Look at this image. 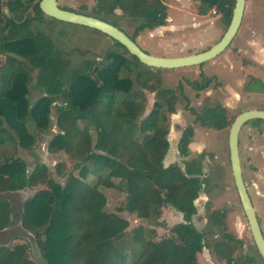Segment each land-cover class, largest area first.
<instances>
[{"label":"trees","instance_id":"trees-1","mask_svg":"<svg viewBox=\"0 0 264 264\" xmlns=\"http://www.w3.org/2000/svg\"><path fill=\"white\" fill-rule=\"evenodd\" d=\"M2 1L7 15L0 9V145L11 143L30 150L34 133H46L50 107L59 102L55 106L57 132L49 139L47 152L68 157L77 170L76 175L68 173L63 183H57L44 163L37 162L29 170L19 158L0 156V196L36 190L22 202L19 223L24 232L33 233L44 263L197 264L196 255L206 244L190 218L196 214L193 202L209 184L201 178L199 160L204 155L184 161L182 170L175 164L164 166L169 150L164 113H175L181 86L176 92L156 83L150 88L154 93L151 109L139 119L147 101V83L153 79L151 68L138 63L110 38L112 45L99 61L81 59L69 67L67 54L40 29L47 21L61 23L40 13V0H0V6ZM232 7L233 0H201L197 13L212 10L227 27ZM28 10L31 17L25 16ZM115 10L135 23L132 35L117 26ZM85 15L118 28L131 41L139 32L164 26L166 20L162 0H95ZM209 81H193L190 86L200 92ZM30 86L40 93L34 101L29 98ZM243 90L262 93L263 86L251 78ZM188 112L200 128L223 130L231 124L226 108L217 103L199 111L188 108ZM192 135L191 127L182 130L176 143L180 157L188 156ZM62 167L61 161L55 174L61 176ZM88 175L96 181L88 183ZM99 187L124 195L117 212L106 211V198ZM165 208L181 214L184 221L174 225L169 236L155 239L153 229L141 226L127 233L128 221L120 213L155 225ZM12 215L11 202L0 197V232L13 223ZM208 219L209 226L217 224V218ZM27 251V244L3 245L0 264H35Z\"/></svg>","mask_w":264,"mask_h":264},{"label":"rangeland","instance_id":"rangeland-1","mask_svg":"<svg viewBox=\"0 0 264 264\" xmlns=\"http://www.w3.org/2000/svg\"><path fill=\"white\" fill-rule=\"evenodd\" d=\"M166 6L165 15L168 16L164 27L153 30L157 38H150L151 43L145 38L147 31L138 33L136 41L138 47L145 53L156 57H182L207 50L219 41L225 31V25L217 13L207 11L204 15H197L200 7L199 1L191 0H162ZM1 2L0 9L5 15L7 10ZM95 0H57L60 8L71 9L74 12L89 14L94 6ZM117 15V26L128 36L134 33L136 25L119 10L114 11ZM32 16L30 10L25 14ZM47 21V20H46ZM3 25V15H0V26ZM40 29L48 34L55 45L68 56L69 67L75 66L81 59L100 60L112 42L106 36L86 28L69 25L65 23L42 24ZM141 38V39H139ZM158 39L159 42H155ZM135 40V39H134ZM231 52L232 58L225 57ZM3 58H0V63ZM145 67V66H144ZM140 69H145V68ZM241 68V69H240ZM152 78L147 83V101L144 113L139 119H143L150 111L153 102V92L156 83L161 88L178 91L181 86V94L175 104V113L166 115L167 127L166 139L169 150L164 158V166L177 165L183 169V162L198 158L202 153L204 157L199 160L201 165V178L209 181L207 189L199 193L194 201L196 214L191 219L192 226L199 232H204V242L209 246L196 255L197 264H224V260L231 257L240 264L246 255L254 257L255 264H264L258 256L252 243L247 223L240 208L238 198L233 186L227 151V131L209 130L200 128L193 123V115L188 108L195 111L204 105L220 104L226 108L227 119L231 121L241 112L248 110L264 111V0H245L244 12L240 27L230 45L223 54L207 61L199 66L186 67L175 70L152 69ZM252 79L262 83L263 93H245L243 85ZM209 79L206 89L196 92L190 83H199ZM242 83L238 86L236 83ZM32 85V84H31ZM157 86V85H156ZM29 87V98L36 100L40 93ZM153 93V94H152ZM185 97L187 100H184ZM187 101V102H186ZM187 103V109L186 107ZM50 107L49 127L45 134L34 133L35 144L30 150L24 151L15 148L11 143L0 145V156L2 158L16 157L23 160L28 169H32L37 162L44 163L49 170L50 176L57 183H63L68 173L75 174L77 170L72 169L73 161L62 154H50L47 152V144L51 136L57 132L55 128V106ZM80 128L82 122L77 123ZM191 127L193 135L188 144V156L183 158L176 152V143L183 129ZM91 139H94V131L89 126ZM238 155L241 173L247 194L250 198L255 215L264 238V123L250 121L241 127L238 135ZM1 161V160H0ZM62 161L61 176L55 174L56 165ZM88 183H94L93 175L87 176ZM42 187L36 188L37 190ZM106 198L105 209L108 212H117L116 209L122 203L124 195L113 190L99 187ZM36 190L27 189L21 193L4 194L1 198H7L13 209V223L0 232V245L11 246L27 244L29 258L35 264H45L36 250L33 233L24 232L19 223V213L22 202L34 194ZM130 211V209H129ZM223 212L220 224L213 225L209 229L210 217L216 218V212ZM128 221L127 233L137 226L148 227L154 230L155 239L170 235V229L182 222H177L178 214L170 208H165L158 220V224L129 217L120 213ZM210 233H214L213 235ZM229 235L238 243L228 244L229 248L214 246L221 240V235ZM215 237V239L212 238ZM245 255V256H244Z\"/></svg>","mask_w":264,"mask_h":264},{"label":"water","instance_id":"water-1","mask_svg":"<svg viewBox=\"0 0 264 264\" xmlns=\"http://www.w3.org/2000/svg\"><path fill=\"white\" fill-rule=\"evenodd\" d=\"M244 5L245 0H233V7L228 25L218 42L205 51L182 57H156L147 54L118 28L95 17L62 9L57 5V0H40L38 2V9L40 13L47 18L53 19L57 22L93 30L110 38L122 46L128 55L134 57L138 63L147 68L175 70L199 66L221 54L229 46L240 27L244 12ZM254 120L264 122V111L248 110L239 113L232 120L228 128L226 142L229 169L238 202L247 223L255 250L264 262V238L262 236L254 208L246 191L238 155V135L241 127L247 122Z\"/></svg>","mask_w":264,"mask_h":264},{"label":"flooded vegetation","instance_id":"flooded-vegetation-1","mask_svg":"<svg viewBox=\"0 0 264 264\" xmlns=\"http://www.w3.org/2000/svg\"><path fill=\"white\" fill-rule=\"evenodd\" d=\"M246 187V186H245ZM247 191V190H246ZM193 205H194V202H193ZM194 207H195V205H194ZM193 217V216H192ZM192 217L190 218V223H191V219H192ZM218 217H223V215L222 216H216V218H217V225L218 224H220L221 223V219H219ZM176 221L177 222H184L183 221V217H182V215L180 216V218H178V219H176ZM212 227L211 226H209V230L211 229ZM203 234V236H204V232L202 233ZM210 234H214V233H210ZM263 236V235H262ZM212 238L213 239H215V237L214 236H212ZM232 241L234 242V243H238V240L237 239H235V240H233V239H231V236H227V235H224V234H222L221 235V240L220 241H218V242H216V244L214 245V246H219V247H221V248H226V249H228L229 247V245L228 244H230V243H232ZM203 242H204V239H203ZM205 243V242H204ZM207 243V242H206ZM205 243V244H206ZM209 246L206 244V246H205V248H208ZM205 248H203V249H205ZM255 248V247H254ZM202 249V250H203ZM201 250V251H202ZM231 248H229V250H228V254L229 253H231ZM245 256V255H244ZM259 256V255H258ZM228 258L230 259V264H239V263H237V261L236 260H233V259H231V257L230 256H228ZM261 259V258H260ZM227 260V259H226ZM224 264H226V261L224 260ZM240 264H255V260H254V257L253 256H251V255H246L245 256V258H242V260L240 261Z\"/></svg>","mask_w":264,"mask_h":264},{"label":"crops","instance_id":"crops-1","mask_svg":"<svg viewBox=\"0 0 264 264\" xmlns=\"http://www.w3.org/2000/svg\"><path fill=\"white\" fill-rule=\"evenodd\" d=\"M191 1H199V2H200L201 0H191ZM162 4H163V3H162ZM163 5H164V4H163ZM164 6H165V5H164ZM165 8H166V6H165ZM212 12H213V11H211L210 13H212ZM197 15H198V14H197ZM168 19H169L168 16H166L165 23H166V21H168ZM164 26H166V25H164ZM164 26H162V27H164ZM162 27H157V28H154V29H152V30H145V31H147V35H145V38L149 40V41H148V44L151 43L152 41H154V40L150 41V38H152V37H153V38H157L156 33H155V34L152 33L153 30L158 29V28L160 29V28H162ZM137 36H138V34L136 35V37H137ZM136 37H135V40H134V41H135L136 45L139 46L140 44L136 41ZM234 37H235V36H234ZM139 39H141V38H139ZM155 42H159L158 39H156ZM231 42H232V41H231ZM229 45H230V44H229ZM224 51H225V50H224ZM224 51H223V52H224ZM223 52H222L221 54H223ZM147 54H149V53H147ZM221 54H219L218 56H220ZM231 54H232V53L228 51V54H227L225 57H229V56L231 57V56H232ZM231 58H232V57H231ZM240 69H241V68H240ZM250 79H251V78H250ZM236 84H237L238 86H241L242 83L240 82V83H236ZM244 85H245V84H244ZM244 85H243V86H244ZM242 88H243V87H242ZM245 93H248V94H249V93H254V92H246V91H245ZM262 93H263V92H262ZM223 107H224V106H223ZM22 192H23V191H22ZM17 193H21V192H17ZM171 210H172V209H171ZM173 211H174V210H173ZM174 212H175V211H174ZM176 213H177V212H176ZM177 214L179 215L178 218H180L181 214H179V213H177ZM178 218H177V219H178ZM1 246H3V245H0V247H1Z\"/></svg>","mask_w":264,"mask_h":264}]
</instances>
